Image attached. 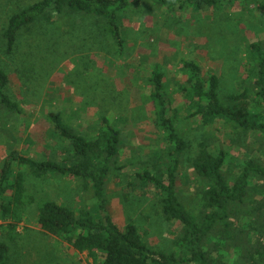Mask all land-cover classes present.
I'll return each mask as SVG.
<instances>
[{
  "label": "rangeland",
  "instance_id": "obj_1",
  "mask_svg": "<svg viewBox=\"0 0 264 264\" xmlns=\"http://www.w3.org/2000/svg\"><path fill=\"white\" fill-rule=\"evenodd\" d=\"M34 1L0 0V67L9 72L8 93L22 108V113L12 119L0 112V177L4 162L13 152L39 160H61L66 155L71 141L55 132L48 121L49 111L61 113L68 124L89 135L98 132L106 115L120 129V162L125 165L107 180V210L121 225L135 222L150 246L172 251L177 224L162 215L153 186L133 184L136 172L147 166L154 168L155 154L161 147L162 163H169V147L153 120L148 83L152 67L155 63L162 66L167 93L179 100L182 97L177 89L186 78L183 64L191 60L200 64L203 74L220 76L222 98L242 91L252 81L249 44L264 40V0L224 1L216 8L203 9L135 0L121 16L127 40L123 53L108 33L98 36V28L90 24L75 30L64 27L71 30L67 32L40 23L23 29L9 54L3 36L8 19ZM199 123L196 119H181L177 124L190 144L185 169L178 171V190L193 209L197 206L192 187L195 174L185 164L197 152L203 136L211 138L214 153L224 148L229 150V159L236 155L234 172L250 156L234 145V135L221 124ZM25 173L28 203L22 219L0 218V239L10 246L8 264H92L87 252L72 249L38 224V204L43 200L61 201L75 209H94L92 193L75 178ZM6 222L17 224L13 238L8 235ZM224 252L227 263L237 264L236 249Z\"/></svg>",
  "mask_w": 264,
  "mask_h": 264
},
{
  "label": "trees",
  "instance_id": "obj_2",
  "mask_svg": "<svg viewBox=\"0 0 264 264\" xmlns=\"http://www.w3.org/2000/svg\"><path fill=\"white\" fill-rule=\"evenodd\" d=\"M134 1H34L9 17L3 31L6 52L14 51L23 29L46 23L67 32L71 30L64 27L75 30L90 24L98 28V36L108 33L123 53L127 40L121 16ZM152 1L168 7L203 9L240 0ZM248 52L253 68L249 74L251 84L224 98L220 94V76L203 74L196 61L183 64L186 78L177 89L180 100L167 93L162 66L155 63L152 67L148 83L155 113L153 120L169 147L166 152L169 163H162L161 147L155 154L154 168L147 166L136 172L133 184L143 182L153 186L162 215L177 224L172 251L150 246L135 222L121 225L107 210V180L114 170L119 171L125 165L120 162L123 149L120 129L106 115L98 132L89 135L68 124L61 113L49 111L48 121L58 135L71 141V147L61 160H39L13 152L11 159L4 162L0 177V218L22 219L28 203L26 171L38 177L56 173L79 180L82 188L95 198V208L75 209L61 201L43 200L38 204V224L72 249L87 252L92 264H229L224 260V250L232 248L237 252L235 263L264 264V40L251 42ZM10 83L9 72L0 67V112L12 119L22 113V108L8 93ZM181 119H196L202 126L221 124L234 135V145L250 154L234 172L236 155L229 159V150L224 148L214 153L211 138L203 136L197 152L185 164L195 174L192 186L197 197L195 209L185 203L177 184L178 171L185 169V156L190 148L177 126ZM16 226L7 223L12 238ZM9 252L8 243L0 239V264H8Z\"/></svg>",
  "mask_w": 264,
  "mask_h": 264
},
{
  "label": "crops",
  "instance_id": "obj_3",
  "mask_svg": "<svg viewBox=\"0 0 264 264\" xmlns=\"http://www.w3.org/2000/svg\"><path fill=\"white\" fill-rule=\"evenodd\" d=\"M127 44V43H126Z\"/></svg>",
  "mask_w": 264,
  "mask_h": 264
}]
</instances>
